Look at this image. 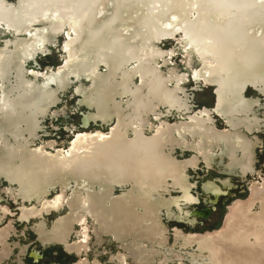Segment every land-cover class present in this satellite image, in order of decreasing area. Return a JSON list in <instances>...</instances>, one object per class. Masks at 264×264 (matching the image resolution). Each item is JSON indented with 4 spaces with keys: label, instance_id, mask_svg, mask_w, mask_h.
Here are the masks:
<instances>
[{
    "label": "bare ground",
    "instance_id": "obj_1",
    "mask_svg": "<svg viewBox=\"0 0 264 264\" xmlns=\"http://www.w3.org/2000/svg\"><path fill=\"white\" fill-rule=\"evenodd\" d=\"M0 27V183L5 194L16 188V220L27 228L34 220L41 248L61 245L77 257L72 264H100L85 257L87 216L95 244L105 235L118 246L107 264H264V178L250 180L218 228L199 233L208 210L192 207L188 175L200 161L224 176L253 173L264 136V0H0ZM167 39L189 55L191 80L213 86L223 128L211 109L190 104L188 73L162 47ZM60 49L57 65H41ZM67 94L76 97L69 113ZM78 110V126L53 125L71 136L66 147L44 140L45 121ZM222 186L229 180L200 186L208 206ZM0 212V264L14 247L23 264L27 246L10 241L9 209ZM166 223L193 231L175 227L167 245Z\"/></svg>",
    "mask_w": 264,
    "mask_h": 264
},
{
    "label": "rangeland",
    "instance_id": "obj_2",
    "mask_svg": "<svg viewBox=\"0 0 264 264\" xmlns=\"http://www.w3.org/2000/svg\"><path fill=\"white\" fill-rule=\"evenodd\" d=\"M0 32L2 33L1 27H0ZM60 42L61 43L63 42V37H60ZM161 45L162 47H165V48H174V56H173L174 64L176 63L175 65L177 66L178 70L188 73L187 74L188 79H187V83L185 84V89L188 94L190 93L189 94V96L191 97L190 104L193 106V108H195L194 110L199 111L200 108H205V107L208 109H211L212 110L211 118L213 121V125L217 129L223 128L225 126L223 120L218 115L217 116L215 115L216 113L213 111V108H212L214 90L211 88H208L205 84H201V83L196 84L193 80H191L192 78H190V74H189L190 69L186 66L189 55L185 53L184 47L183 46L181 47V45H179V43L175 41L174 39H167L166 41L164 40L161 43ZM55 52L56 53L50 59L42 60L41 65L43 66L46 64L57 65L62 55L61 53L62 49L55 51ZM245 93L247 95L257 94L253 88L251 89V87L246 89ZM70 96H71L70 94H67L65 97L61 98V105L62 107L66 109L67 113H69V110L75 104V100H76V97H73V96L70 97ZM257 110L259 111L257 112L258 117H263L264 107L258 108ZM79 113L81 114L82 112L78 110V113H76V115H70V116L68 115L69 118L67 120L62 119L60 122L54 123V124H52L51 121H45L44 130H46L49 137H46L44 140L45 141L47 140L57 141L58 145L61 143L59 146L66 147L68 142L71 139V136L70 135L68 136V134L63 133V131H60V130L53 132V125H56L60 129L64 128L65 125L78 126L79 121L81 119ZM171 121H174V119ZM81 130L83 131V129H79V131ZM257 136H259L262 141H261V144L258 145L257 148L255 149V163L253 167V173L249 177H246L243 179L236 174L226 175V176L221 175L219 174L220 172L218 171L219 169L218 167H220L219 164L213 163L211 166L208 167V169H205L206 166L202 164V161L199 162L196 170L190 169L188 171V175H189L191 182L195 184L191 192L197 199L192 207L195 209H200V210H205V209L208 210V216L204 219H198L196 223V229L194 231L202 233L204 231H210V230H214L218 228L221 225L222 218L228 211L227 209H229L231 204L236 200H244L248 196L249 190L251 188V186H249L250 180L257 182L258 186L261 185L262 183L261 181L263 180L262 178H264L263 177L264 176V136L259 135V134ZM187 155L189 156L190 153H187ZM194 178L196 179L194 180ZM217 178L228 179L229 186L227 187L222 186L221 193H220L221 195L217 199H214L213 201L215 204L214 203L209 204L208 206L207 200L209 201L211 200L209 199L208 196L204 195L201 192L200 186L204 184L205 182H207L208 180H213ZM2 184L3 183H0V191H1L0 206L7 207L9 209V212H7V215L6 216L4 215L5 217L4 223H7L8 225H10L11 227L15 229V232L10 237L11 239L10 241L17 240L20 244L22 242V245L27 246V253L21 258L22 263L23 262H24L23 264H72L74 263L77 260V257L73 253L68 254L66 252V249L63 246L57 245L52 248L44 249V248H41L39 244H37V240L35 239L33 231L31 229V227L33 226L34 220L30 222L31 224L30 223L27 224L28 228L26 226L22 227V224L19 223V220H16V217L19 214V208H20L19 205H22L19 199L15 198L14 193H15L16 188L15 187L12 188L13 190L12 193L5 194L4 189L7 188V185L5 184L2 185ZM218 186L220 187V185ZM53 194L56 195V193L54 192ZM66 209H67L66 207L65 208L63 207L62 211H65ZM62 211H61V214H64V212ZM1 214L2 213L0 212V216ZM42 214L43 212L39 213V215L41 216ZM57 216L58 214L55 211H52L49 214H44V219L46 220L47 224H50L52 223L54 218ZM163 220L165 219L163 218ZM82 224L86 227V231L88 230L87 231L88 233H86L88 238L85 239V244H84V248L88 249L87 255H85V257L91 261H93V259H97L100 262V264H107L108 263L107 259L111 257L113 254H115L116 252H118L117 244L112 242L108 236L102 235V240L99 243L101 245L100 247L99 244L94 243V240H93L94 235H92L93 234L92 222L90 221L89 217L85 216L83 218ZM166 225L168 226V229H169L167 245L169 244V242H171L172 235H173L172 231L175 227H178L179 229H183L185 232L193 231L189 226L185 224L176 223L175 225L173 223H166ZM0 228L2 227L0 226ZM79 230L80 229L77 227L75 229V232H79ZM76 236L77 235L74 234L72 239H75ZM16 251H17V247H14L12 254L10 255V258L4 264H16V259H15ZM33 251H37L38 253L39 259H37V261L33 260V257L31 254ZM66 254L74 256L75 258H70ZM184 261L186 262V260ZM127 264H133V261L128 259Z\"/></svg>",
    "mask_w": 264,
    "mask_h": 264
},
{
    "label": "water",
    "instance_id": "obj_3",
    "mask_svg": "<svg viewBox=\"0 0 264 264\" xmlns=\"http://www.w3.org/2000/svg\"><path fill=\"white\" fill-rule=\"evenodd\" d=\"M208 88H211V89H213V86H211V85H206ZM215 94V93H214ZM216 116H217V114H215ZM99 126V127H98ZM92 127H93V129L92 130H95V129H103L102 128V126H100V125H95V124H93L92 125ZM68 257H70V258H75L74 256H71V255H68V254H66Z\"/></svg>",
    "mask_w": 264,
    "mask_h": 264
}]
</instances>
